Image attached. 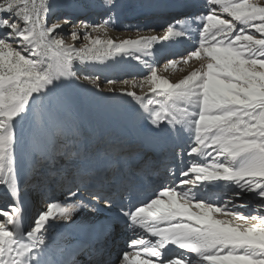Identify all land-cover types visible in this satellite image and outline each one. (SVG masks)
<instances>
[{"label": "snow or ice", "instance_id": "snow-or-ice-1", "mask_svg": "<svg viewBox=\"0 0 264 264\" xmlns=\"http://www.w3.org/2000/svg\"><path fill=\"white\" fill-rule=\"evenodd\" d=\"M170 6L179 11L167 23L163 39L188 34L178 28L179 18L197 25L199 38L191 51L165 67L188 65L193 58L200 66L173 83L145 61L150 75L138 85L123 84H146L150 98L145 102L133 92L118 93L139 101L144 125L135 136L127 131L96 134L95 128L83 135L68 100L60 95L66 82L81 80L74 64L116 55L139 61L135 52L157 37L117 43L93 36L102 27H115L124 0H89L86 7L103 24L81 20L82 31L68 33L72 43L62 35L71 20L47 23L51 4L37 8L34 0H0V187L10 201L0 206V264H61L51 258L50 230L59 226L57 221L73 222L81 210L101 207L123 221L132 235L128 250L118 252L115 260L100 251L90 264H264V215L252 214L264 209V0H175ZM81 37L87 43L77 47ZM82 79L100 91L98 76L84 74ZM109 92L117 94L115 89ZM38 101L37 156L25 172L17 125L32 115ZM180 129L189 130L188 146L186 151L181 146L177 157L184 163L187 156L189 163L179 171L169 167L151 194L137 199L132 193L138 177L131 169L140 152ZM58 154L78 163L69 171L58 163ZM217 181L233 184L235 196L218 203L198 198ZM22 183H30L46 200L26 231L20 228ZM245 193L255 197V209L247 213L240 211L251 208L247 199H240ZM216 213L244 223L217 219ZM133 248L140 249L134 258Z\"/></svg>", "mask_w": 264, "mask_h": 264}, {"label": "bare ground", "instance_id": "bare-ground-1", "mask_svg": "<svg viewBox=\"0 0 264 264\" xmlns=\"http://www.w3.org/2000/svg\"><path fill=\"white\" fill-rule=\"evenodd\" d=\"M134 4L135 3L129 5H131L130 7L134 8L135 6ZM57 6H59L58 7L59 9H62L65 6L70 7V11L72 13L75 10L72 8L71 3L67 5V3L61 0H57L56 3H54L53 11L56 10ZM126 6L127 5H124V7ZM136 7L137 6H135V8ZM155 7L156 6H154L153 4H146L142 6V8H136V11L135 9H132L131 12L128 11L125 12L123 9L119 19L116 21L115 27H112L110 25L107 26L106 28L102 27L99 31H94L93 36L100 35L102 39L111 38L117 43L125 39H138L139 37L155 36L157 37V41L149 42L148 47H152L153 49L158 50L161 53V54L158 53L157 55L159 57L156 68L157 74L166 79L168 75L170 76L175 75L176 77H180V79H182L184 76L188 74L189 71L198 68L200 66L199 64L200 62L198 63L199 65H196L195 61H193L195 59L193 58L191 61H189L188 65H185L182 62L177 63L175 67H171V66L165 67V65H167L168 62L172 60L179 61L180 58L185 56L187 52L191 51L192 48L195 47V44L198 42V40H196L195 42L194 39L195 37L196 39L199 38L198 33L195 30H192L191 31L192 38H190L189 41H188L189 38L186 39L184 37H170L166 40L163 39L166 36L167 23L171 22L172 16H174L175 14L172 13L169 16L168 15L161 16L157 14ZM176 12H178V10H176ZM225 15L226 14H221V18H223V16ZM62 16L63 15H61V17ZM83 19H87L89 24H91L93 21H98L99 23L103 24V20L101 19V17L96 14H92L87 18L80 17V19L77 20V22L79 23L78 31H82L83 26L81 25L80 21ZM162 25L163 27H161ZM65 29L66 31L68 30V28L64 27L63 33L65 32ZM147 29L150 30L152 29V33L151 34L147 33L146 31ZM66 43H72V40ZM77 43L78 41H76V45ZM79 46L81 45H77V47ZM49 54L50 56H52V53ZM118 58H120V55H116L114 57H110L102 61L85 62V64H87L90 67L89 68L90 72L88 75L93 77L98 76L99 84L102 81L101 77H104L103 80H106V83L108 80L116 81L115 84H109L108 88L100 87V91L97 92L93 84H91L88 81H84L82 79V76L84 75L82 74L80 75L81 80L79 83L66 82L65 87H63L60 90V95L63 98L72 101L73 103L76 104L80 103L82 110H84V115H78L79 112L78 108L77 110L75 109L71 110L73 116L77 119V121L78 122L80 121L79 123L83 135H87L89 133L90 128H95L96 134H101L108 131L119 133V131H122V130H118L120 123H116V122H110V123L107 122V124L103 122L102 123L103 125L99 127V124L97 123L96 113L93 110V109H98L99 107L100 108L99 112H102V114L105 115L104 112L109 107L110 102L113 101L114 99H117L115 101V104L118 106L120 113L127 120L126 123L122 125L124 131H127L129 132L130 135L135 136L136 129H139L144 125L143 119H140L139 122L134 123V121L136 120L135 116L138 114L137 106L139 105V101H133L131 97L122 96L119 95L118 93H120L121 91L133 92L138 97H144L145 102L147 98H150V93L148 92V88H146L145 86L143 88L136 86L135 88L137 89L132 90L133 87L132 83H129L127 85L123 84V81L125 80L130 82L132 81L130 80L131 76L129 75L130 74L129 71L124 70V67L122 68L121 62ZM153 64L154 62L151 63V65ZM77 65L79 64L75 63L74 68ZM101 66L104 68H108L109 71L105 72V74L98 73L97 69H100ZM118 66H120L122 69H117L116 71H114V69H116V67ZM135 79H137V81L135 82L138 85L143 80L142 74L136 75ZM180 79H178V81ZM109 89H115V92L117 94H113L109 92ZM87 101H91L93 104L91 105L90 103H87ZM83 106H86L88 108H83ZM39 111H40V103L38 101L37 106L36 107L33 106L32 115L27 117L24 121H21L17 125V132L21 133L23 137L19 152L22 154L23 157L25 172L28 171L34 157L37 156V153L33 151V146L28 148V144L34 136V117L39 113ZM182 135L183 137L181 138V140H184V138H188L187 131L186 132L182 131ZM58 142L60 145H63L65 143V138L61 136ZM141 153L148 154L149 156H151L150 150L146 148H144L141 151ZM193 159H195V157H193ZM76 161L77 160L74 157H63L58 154V163L63 164L64 167L70 171L73 170L74 168V167L70 168V164H74ZM66 163L67 166H65ZM151 163H156L157 165L156 171H154L150 175L149 179L146 180L147 182L148 181L149 182L146 184L145 189H139L138 191L136 192L134 191L132 193V195L137 199H141V200L145 199L148 195L151 194L152 190L160 183V181L167 175L168 169L166 167L160 168L161 161L155 160V158L153 157ZM188 163H189L188 157L184 158V163H181L179 161L178 164L179 169L186 167ZM215 183L217 184L219 183V181ZM211 188L213 189V187H210V189ZM230 188H233L231 191H229L231 194L230 196L234 197L236 191L234 189V185L231 184ZM31 191L32 189H29L28 193H31ZM3 193L4 190L2 187H0V195H3ZM56 193L58 194L59 191H57ZM208 193L212 194V190H209ZM144 194L146 196L143 198ZM243 196L244 195H242L241 197ZM199 197H201L200 194H198V198ZM251 198H255V197L252 196ZM2 199H4V197H2ZM203 199L212 200L213 202H215L216 195L212 194L208 196V198H203ZM249 199L250 198H247V200ZM35 201H37L36 198L29 199V202H31L30 204L33 203L34 205L32 204L33 205L32 209L28 211V215L26 216V218L24 216L22 217L20 223V228L22 231H26L28 229L27 228L28 226L26 227L23 226L25 219L27 220L26 223H28L29 225L32 223V220L35 218V215L37 213L35 207ZM193 206H192V210L198 211ZM240 211L247 213L252 210L249 207H244L241 208ZM252 214H254V212H252ZM259 214L264 215V211H261ZM112 215L113 214L111 212H108L104 210L103 207H101L100 209L81 210L79 211V214L74 217V221L68 222L67 224L57 221V224L59 226L53 227L50 230L49 233L50 238L48 239V242L51 246V258L58 262H61V264H90V261L95 259L96 254H98L100 251H104L106 255L110 252L112 257V255L116 251L120 252L123 250H128V238L132 235V233L128 230V227L123 221L114 220L112 218ZM215 218L232 219L234 220L235 223H244L238 218H234L232 216L224 215L221 213H219V217L215 216ZM95 238H100V243H95L94 242ZM146 238H151L153 241H155L156 239L150 237V234H146ZM25 242H27V240ZM118 242H124L125 245L121 246L122 244ZM136 251H140V249L133 248L131 250L132 258H134ZM146 258L147 257L141 252V259H146Z\"/></svg>", "mask_w": 264, "mask_h": 264}, {"label": "rangeland", "instance_id": "rangeland-1", "mask_svg": "<svg viewBox=\"0 0 264 264\" xmlns=\"http://www.w3.org/2000/svg\"><path fill=\"white\" fill-rule=\"evenodd\" d=\"M56 1L57 0H34V3H35V5L37 6V8H40L42 5H44V6H46V5H48V4H51L52 6H54V3H56ZM61 1H64L65 3H67V5L69 4V3H71V6H72V8L73 9H75L74 10V12L72 13L71 11H70V7H64V8H62V9H59L58 7L59 6H57V8H56V10H54L52 13H50L49 15H48V18H47V23L49 24V25H51V24H54V23H61V24H64V20H65V18H67V19H69V20H71L72 21V23L71 24H64V27H66V28H68V30L66 31V29H65V32L64 33H62V35H64V38H65V41L66 42H68V41H70L71 40V37L68 35V33L70 32V31H72L73 30V28H75L76 30H78L79 29V27H78V22H77V20H79L80 19V17H85V18H87L88 16H91L92 14H95L92 10H90L88 7H86V5L88 4V2H89V0H61ZM175 2V0H124V5H127V6H131V5H129V4H132V3H135L134 5L135 6H137L136 8H142V6H144V5H146V4H153L154 6H156L155 7V10L157 11V14H159V15H161V16H165V15H170V14H172V13H174L175 15H176V10H178L179 11V9H176V8H174V7H171L170 5L171 4H173ZM75 3L76 4H79L81 7H83L82 9L84 10L83 12H82V10L81 9H79V8H77L78 6H75V8H74V5H75ZM83 5V6H82ZM133 6V5H132ZM135 6H134V8H132V7H130L131 9H135V11H136V8H135ZM66 9V10H65ZM67 9H69V10H67ZM72 10V9H71ZM69 13H68V12ZM125 11V10H124ZM174 11V12H173ZM126 12V11H125ZM159 12V13H158ZM70 14V15H69ZM79 14V15H78ZM90 14V15H89ZM61 15H63L62 17H61ZM75 15H78V16H75ZM174 15V16H175ZM71 17V18H70ZM173 17V16H172ZM223 18L224 19H230L228 16H227V14L225 15V16H223ZM179 21H180V23H179V26H178V28L179 27H184L185 29H186V32L188 33L184 38H186V39H188V41L190 40V38H192V36H191V31L192 30H195L196 31V29H197V25H195V24H193L192 22H191V20H188L187 21V23H185V19L184 18H179ZM238 27H239V25H238ZM147 31V33H149V34H151L152 33V29L150 30V29H147L146 30ZM253 35H255V36H257V38H260L259 37V34L258 33H255V32H253L252 33ZM129 37H132V36H129ZM195 39V42H196V40H198V38L196 39V37L194 38ZM83 44H86V40H84V39H79L78 40V43H77V45H83ZM15 46V45H14ZM158 53H160V51H158V50H155V49H153L152 47H147V49H145L144 47H141L138 51H136L135 52V56H139L140 57V60L139 61H137L136 59H135V57H133V58H128V57H126V56H120V58H118L119 60H120V62H121V65H122V68L124 67V70H126V71H129V75L131 76V78H130V80L133 82H135V81H137V79H138V77H137V79H135L136 78V75H138V74H142V79L144 80L148 75H150V72H149V69H148V67H147V65L144 63L145 61H147V64H149V65H151V63L152 62H154V64L152 65V66H154L155 68H157V64H158ZM161 54V53H160ZM49 56H50V54H49ZM157 59V60H156ZM123 61V62H122ZM193 61H195V63H196V65H199L200 63V61H197V60H193ZM197 61V62H196ZM199 63V64H198ZM77 64H79V65H77V66H75V69L77 70V72H78V74L79 75H82V74H89V66L87 65V64H85V63H79V62H77ZM122 68H120V69H122ZM97 71H98V73H101V74H105V72H107V71H109L108 70V68H104V67H102L101 66V68L100 69H97ZM185 73V72H184ZM183 73V74H184ZM102 78V81H101V83H100V87L101 88H108V86H109V84H107L106 83V80H103L104 79V77H101ZM167 79H169L170 80V82H173V83H175V82H178V79H180V77H176L175 75H173V76H170V75H168L167 76ZM145 87L146 88H148V86L145 84ZM133 89H137V88H135V87H132V90ZM117 99H114L113 101H111V103L112 104H115V101H116ZM69 101V100H68ZM87 103H90L91 105L93 104L91 101H87ZM37 104H38V102H37ZM37 104L36 105H34L35 107L37 106ZM116 106V105H115ZM177 107L179 108V107H182V105H179V104H177ZM77 108H78V111H80V110H82V107H81V105H80V103L79 104H76V103H74V106H73V109L72 110H77ZM83 108H88V107H86V106H83ZM98 109H100L99 107H98ZM102 111H104V110H102ZM79 115V114H78ZM77 115V116H78ZM79 117V116H78ZM80 122V121H79ZM184 132H186L185 130H183ZM188 133V132H187ZM33 138H34V136H33ZM32 138V139H33ZM61 138V136L60 137H58L57 139L59 140ZM32 141V140H31ZM31 141L29 142V144H28V148H30V147H32L33 146V144L31 143ZM33 151H35V150H33ZM36 152V151H35ZM34 158H36V157H34ZM67 163H68V161H67ZM66 163V164H67ZM57 191H60V189H56ZM56 191V192H57ZM0 196H2V195H0ZM1 198V197H0ZM46 200H43L41 197L37 200V201H35V207H36V211L38 212V210H42V209H44L45 208V206H46V202H45ZM254 201H255V198H254ZM253 201V202H254ZM3 202H1L0 201V206H2L3 204H2ZM237 203H238V201H237ZM255 203H252V205H254ZM34 205V204H33ZM194 207V206H193ZM31 209H32V207H31ZM215 216H218L219 217V213H216L215 214ZM27 221V220H26ZM26 221L23 223V226H28L27 228H29L30 227V225L31 224H29L28 225V223H26ZM252 223H255V221H251ZM118 243H120V244H122L121 246H124L125 245V243L124 242H118ZM118 253V251H116L113 255H112V259L113 260H115L116 259V254Z\"/></svg>", "mask_w": 264, "mask_h": 264}]
</instances>
